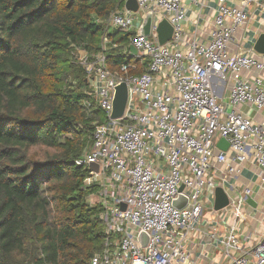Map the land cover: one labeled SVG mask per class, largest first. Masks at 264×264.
<instances>
[{"label": "built area", "instance_id": "2783aa9c", "mask_svg": "<svg viewBox=\"0 0 264 264\" xmlns=\"http://www.w3.org/2000/svg\"><path fill=\"white\" fill-rule=\"evenodd\" d=\"M126 1L105 21L103 51L77 56L103 116L90 150L75 163L88 170L84 185L97 187L104 225L89 264H198L189 245L217 249L225 264H264V236L248 245L250 234L238 233L252 190L236 184L250 163L264 186V55L253 51L248 26L251 18L264 21V0H134L135 12L125 9ZM148 13L149 34L142 36ZM162 20L172 34L160 45ZM112 29L130 34L124 53L146 64L143 74L130 75L134 67L125 64L108 71L104 50ZM119 83L127 85V102L122 117L111 119ZM220 138L228 142L226 152L216 146ZM216 188L228 199L217 211ZM180 195L187 203L177 209ZM200 235L205 238L196 245Z\"/></svg>", "mask_w": 264, "mask_h": 264}, {"label": "trees", "instance_id": "16d2710c", "mask_svg": "<svg viewBox=\"0 0 264 264\" xmlns=\"http://www.w3.org/2000/svg\"><path fill=\"white\" fill-rule=\"evenodd\" d=\"M123 2L0 0V264H89L102 246L97 187L75 163L103 116L77 56L103 51ZM107 36L108 71L143 74L130 34Z\"/></svg>", "mask_w": 264, "mask_h": 264}, {"label": "crops", "instance_id": "0c3cea01", "mask_svg": "<svg viewBox=\"0 0 264 264\" xmlns=\"http://www.w3.org/2000/svg\"><path fill=\"white\" fill-rule=\"evenodd\" d=\"M194 15L190 14V18H193ZM249 29L251 30V37L255 40L258 34H260L264 30V21L259 18H251L249 21ZM264 83V81H263ZM240 113L252 118L255 121H258L261 116L259 112L255 110H251L248 107H240L238 109ZM242 172L236 179L237 185H244L249 187L252 190V197L248 202V205L245 207V213L248 218L245 221L238 222V233L241 236L246 234H250L248 245L255 244L261 235L264 236V186H260L259 180L257 177L256 168L250 163H244L242 165ZM200 239L196 240L203 241L205 238L200 236ZM199 241V242H200ZM189 249L191 253H195L193 255V260L196 259L198 264H225V260L222 258L220 252L217 249L212 248L209 245L203 246H191L189 245ZM199 254V255H198ZM198 255V256H197ZM197 257V258H196ZM191 264V263H186ZM248 264H253L252 262Z\"/></svg>", "mask_w": 264, "mask_h": 264}, {"label": "water", "instance_id": "95a60500", "mask_svg": "<svg viewBox=\"0 0 264 264\" xmlns=\"http://www.w3.org/2000/svg\"><path fill=\"white\" fill-rule=\"evenodd\" d=\"M126 10L129 11H137V4L135 3L134 0H127L124 5ZM150 25H151V14L148 13L146 14L145 18L143 19L142 25L140 27V34L142 36H147L149 34L150 30ZM172 34V27L169 25V23L166 20H162L157 27V36H158V42L160 45L165 44L171 37ZM130 52L135 55L136 51L132 46H129ZM253 51L257 54L264 55V30L258 34L256 37L254 44H253ZM127 97H128V88L125 83H119L115 86L114 88V95H113V100H112V112H111V119H118L122 117L126 102H127ZM217 148L223 152H226L228 150V142L220 138L217 141L216 144ZM89 169L93 172H97L98 168L95 164L90 165ZM251 203V201H248ZM187 203V200L183 196H179L178 199H176L173 202L174 207L177 209L183 208ZM228 204V199L223 191L222 188H216L214 191V210H220L223 207L227 206ZM124 207H122V210ZM147 236L145 233L141 232L139 234V241L143 246L146 245L147 243Z\"/></svg>", "mask_w": 264, "mask_h": 264}]
</instances>
